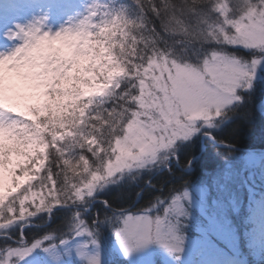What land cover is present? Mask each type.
Segmentation results:
<instances>
[{
	"label": "snow or ice",
	"instance_id": "6c2138e0",
	"mask_svg": "<svg viewBox=\"0 0 264 264\" xmlns=\"http://www.w3.org/2000/svg\"><path fill=\"white\" fill-rule=\"evenodd\" d=\"M115 2L94 0L76 25L78 35L95 26L98 32L91 35L111 39V47L107 39L94 41L98 52L52 51L24 64L21 53L47 31L18 26L15 35L23 43L0 55V189L6 173L19 188L39 176L50 159L27 192L5 204L0 191V229L21 221V206L37 197V209L46 202L42 197L52 205L83 199L106 177L215 126L226 108L243 103L239 91L251 89L255 69L264 63V0H131L135 8H116ZM9 102L13 106H6ZM21 102L25 110L16 112ZM100 156L103 172L94 163ZM169 214H184L179 197L165 219ZM165 219L131 223L120 233L126 251L153 240L180 251L181 237L175 225L164 230ZM40 246L17 248L8 256L24 258Z\"/></svg>",
	"mask_w": 264,
	"mask_h": 264
},
{
	"label": "trees",
	"instance_id": "16d2710c",
	"mask_svg": "<svg viewBox=\"0 0 264 264\" xmlns=\"http://www.w3.org/2000/svg\"><path fill=\"white\" fill-rule=\"evenodd\" d=\"M112 2L106 0L105 3ZM121 4L135 8L131 0H116L114 7L119 8ZM237 51L245 57L251 56L244 50ZM261 77L251 89L239 91L243 103L238 102L225 110L212 129L204 127L191 139L177 143L172 151L173 165L168 169L161 166L140 176L125 174L107 179L106 188L92 199L57 201L24 220L6 225L0 229V249L15 247L23 240L30 244L47 236H53L56 244L72 238L78 229L74 212L79 207H92L86 222L93 228L94 222L99 221V236L105 237L109 227L104 224L114 215L122 217L129 211L147 212L160 203L168 204L177 194L202 187L209 195L206 200L208 213L214 212L213 206L217 203L218 214L227 217L237 230L242 256L249 264H264L262 257L255 255L256 247H264L261 232V217H264V73ZM253 154L260 155V159L250 163L248 156ZM85 155L92 159L91 153ZM49 163L50 159L45 161L43 170L31 185L38 183ZM32 191L41 195L47 192L36 187ZM30 202L33 207L38 206L39 197ZM186 231L190 233L189 229Z\"/></svg>",
	"mask_w": 264,
	"mask_h": 264
},
{
	"label": "rangeland",
	"instance_id": "374dc122",
	"mask_svg": "<svg viewBox=\"0 0 264 264\" xmlns=\"http://www.w3.org/2000/svg\"><path fill=\"white\" fill-rule=\"evenodd\" d=\"M93 2L94 0H0V4L2 3L0 5V55L11 54L23 43L15 35L18 26L27 29L36 25L51 33L73 28L88 15ZM100 2L105 3L106 0H100ZM263 73L264 63L255 69L252 87L255 82L262 79ZM237 103L230 105L225 110ZM6 106L13 105L9 102ZM14 110L16 112L24 111L23 103L21 102L20 107ZM205 129H212V127H205ZM203 137L207 138L208 135ZM179 142L177 141V143ZM173 150L174 148L171 151L166 150L155 159H149L141 165L126 169L113 177H106L94 186L92 195H85L84 199H92L105 189L106 183H108L107 179L122 177L125 174L140 176L144 172L154 171L161 166L168 169L173 165ZM45 151L47 152V149ZM248 158L252 163L258 161L260 155L253 154ZM44 166L45 162L40 167L39 174ZM21 175L17 170L16 176ZM5 176L4 187L0 189L5 197V204L18 196L38 178L37 176L20 182L21 186L16 188L7 173ZM185 193H187V198H185ZM177 197L181 200L184 214L180 216L169 214L165 219L166 209ZM208 197L205 188L194 187L175 195L168 204L160 203L147 212L132 213L129 211L122 217L114 215L104 224L109 227V234L105 237L99 236V221L94 222V227L97 229H93L94 227H90L86 222V217L92 211V207L87 209L79 207L74 212L78 229L72 238L57 244L53 243L55 239L53 236H47V239L37 240L30 244L23 240L15 247L0 249V264H195L196 262L198 264H249L241 254V240L237 230L232 227V223L227 217L223 218L218 214L220 207L216 206L217 203L213 206L214 212L208 213L209 208L206 207ZM255 208L256 206H254ZM158 218L165 219V231L175 225V234L181 237L179 244L181 250L171 251L164 244L153 240L147 244L133 246L126 251V245L122 241L120 233L131 223L144 219L155 222ZM186 229H189L190 233H187ZM261 232L264 234V217H261ZM35 243H40L41 246L35 248L24 258L8 256L10 251L17 248H31ZM263 248L256 247L255 255L259 258L262 257L264 261V251L261 252Z\"/></svg>",
	"mask_w": 264,
	"mask_h": 264
},
{
	"label": "clouds",
	"instance_id": "9594fccd",
	"mask_svg": "<svg viewBox=\"0 0 264 264\" xmlns=\"http://www.w3.org/2000/svg\"><path fill=\"white\" fill-rule=\"evenodd\" d=\"M78 29L73 27V31L70 34L62 35V30L57 31L55 33H51L50 31L45 32L44 39L37 41L36 39H32L28 48L25 49L24 52L21 53V57L23 58L22 63L27 64L30 61H37L41 59L43 56L52 51L62 52V53H74V52H83L88 54L90 51H99L100 44L94 43V41H103L107 39L103 35H91V33L98 32V29L95 26H89L87 30L82 35L77 34ZM107 44L109 47L112 46L111 39H107ZM104 156H100L98 161H94V163H99V170L103 172L104 170ZM87 179V177H85ZM28 190L25 189V192ZM46 202L42 205L40 209L34 208L32 204L22 205L20 216L22 220L26 217H30L35 213L41 211L42 209L48 208L52 206V200L42 197ZM27 208H31L32 211H26Z\"/></svg>",
	"mask_w": 264,
	"mask_h": 264
},
{
	"label": "bare ground",
	"instance_id": "6f19581e",
	"mask_svg": "<svg viewBox=\"0 0 264 264\" xmlns=\"http://www.w3.org/2000/svg\"><path fill=\"white\" fill-rule=\"evenodd\" d=\"M0 5H2V3Z\"/></svg>",
	"mask_w": 264,
	"mask_h": 264
}]
</instances>
